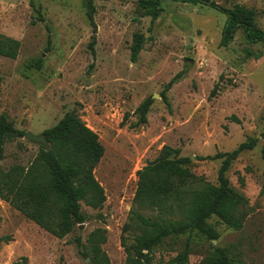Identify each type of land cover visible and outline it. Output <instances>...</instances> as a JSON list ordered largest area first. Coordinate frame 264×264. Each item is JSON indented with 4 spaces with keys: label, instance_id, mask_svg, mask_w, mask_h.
<instances>
[{
    "label": "rangeland",
    "instance_id": "1",
    "mask_svg": "<svg viewBox=\"0 0 264 264\" xmlns=\"http://www.w3.org/2000/svg\"><path fill=\"white\" fill-rule=\"evenodd\" d=\"M209 1L251 10L264 31V0ZM93 5L95 31L83 0H0V35L20 44L15 60L0 57V115L16 130L39 136L75 113L104 149L94 178L106 197L101 210L81 203L83 224L62 240L0 200V264H90L74 241L80 238L88 247L96 230L103 231L101 249L110 264H124L120 236L133 207L137 173L167 146L189 159L192 174L215 187L221 160L203 159L232 152L248 139L256 146L225 175L230 189L247 202L240 209L243 227L235 231L209 221L218 238L194 239L188 263L200 264L214 247L224 250L231 264H264V44L247 43L240 30L221 47L226 17L200 5L164 0L155 20L142 15L136 0ZM135 36H143V44L132 63ZM147 98L152 100L147 124L131 129L135 110ZM39 147L23 137L7 143L0 167L27 169ZM173 256L161 251L155 261Z\"/></svg>",
    "mask_w": 264,
    "mask_h": 264
},
{
    "label": "trees",
    "instance_id": "2",
    "mask_svg": "<svg viewBox=\"0 0 264 264\" xmlns=\"http://www.w3.org/2000/svg\"><path fill=\"white\" fill-rule=\"evenodd\" d=\"M93 1L83 0L87 20L95 31ZM162 1L164 0H136L142 15L152 20L159 17ZM166 1L200 5L225 15L221 47L226 48L240 30L247 43L264 44V31L256 27L254 13L243 6L225 9L209 0ZM93 41L89 46L91 50ZM142 44L143 36H135L130 51L132 63L136 62ZM19 48V42L0 35V57L15 60ZM260 56L258 54L255 59ZM40 66L39 60L36 67L40 69ZM177 79L178 77L172 79L164 91L168 92ZM217 91L218 84L213 87L209 99L215 97ZM159 96L170 111L164 93ZM151 105V98H147L138 106L135 110L138 119L131 129L147 124ZM231 119L239 124L236 118ZM24 135L25 133L14 128L6 116L0 115V163L4 160L6 144ZM42 135L48 148L40 146L38 154L27 169L13 167L4 171L0 167V200L52 237L62 240L76 226L83 224L81 203L92 210L103 208L106 197L103 188L94 178V170L103 157L104 149L97 134L75 113L65 114L53 128L45 130ZM255 146L256 141L248 139L232 152L217 153L203 159L221 160L217 174L218 185L215 187L186 168L189 159L180 158L179 150L164 146L157 158L137 173L133 207L120 236L124 264H189L194 239L217 240V233L209 224L213 219H217L228 229L241 230L245 212H240V209L247 202L230 189L225 175L242 153ZM262 158L264 161V149ZM261 193L264 195V180ZM134 232L136 234L132 235ZM127 234L131 235V239ZM4 241L9 240L5 238ZM104 243L101 230L89 234L88 247L82 245L80 238L74 241L80 255L90 264H110L101 249ZM161 251L174 256L169 257L167 262H156L155 256ZM200 264L231 262L224 250L211 247Z\"/></svg>",
    "mask_w": 264,
    "mask_h": 264
},
{
    "label": "water",
    "instance_id": "3",
    "mask_svg": "<svg viewBox=\"0 0 264 264\" xmlns=\"http://www.w3.org/2000/svg\"><path fill=\"white\" fill-rule=\"evenodd\" d=\"M186 62L191 63V61H186ZM156 97L159 98L158 96H156ZM23 138H24V140L29 141L33 144L42 146L44 148H48V144L46 142L44 135L33 136L27 132V133H25Z\"/></svg>",
    "mask_w": 264,
    "mask_h": 264
}]
</instances>
